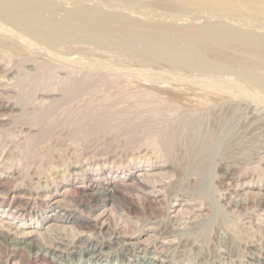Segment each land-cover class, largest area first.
<instances>
[{"label": "rangeland", "instance_id": "rangeland-1", "mask_svg": "<svg viewBox=\"0 0 264 264\" xmlns=\"http://www.w3.org/2000/svg\"><path fill=\"white\" fill-rule=\"evenodd\" d=\"M249 3L254 9L229 13L217 4L179 0H0V213L12 223L0 229V264H164L163 259L165 264H264V5ZM83 77L90 79L88 88L59 106L50 133L28 150L29 138L42 125L27 117L63 94L62 87L41 91L37 83L61 86ZM24 92L32 98L16 101ZM90 110L117 117L92 132H75ZM24 112L27 117H21ZM130 118L136 132L124 130ZM186 120L215 132L205 174L192 165L186 138H177L170 154L150 143L156 130L175 127L179 134ZM157 166L166 175L155 184L138 174L112 184L133 211L119 228L109 211L103 230L93 234L79 222L54 216L56 194L66 196L61 204L68 211L90 214L97 204L83 193V184ZM201 190L219 215L207 228V253L189 236L203 220L197 208H170ZM154 192L160 195L151 196ZM205 207L209 214L210 206ZM135 219L139 227L154 221L150 242L156 249L123 245L124 223ZM25 221L43 225L38 228L45 235L21 238ZM51 223L67 227L62 238L46 229ZM129 228L135 233L128 235L138 233ZM88 235L94 243L113 236L115 243L91 259L94 252L81 248Z\"/></svg>", "mask_w": 264, "mask_h": 264}, {"label": "bare ground", "instance_id": "bare-ground-1", "mask_svg": "<svg viewBox=\"0 0 264 264\" xmlns=\"http://www.w3.org/2000/svg\"><path fill=\"white\" fill-rule=\"evenodd\" d=\"M180 2H183V3H189V4H195L194 6L196 5H200L201 7L205 6V7H208V6H212L214 4H217V5H220L222 7H218V8H223L224 9V12H227L229 9L231 11V9H236V8H246L247 10H250V9H254V8H251L253 7L251 5L250 7V1L252 0H179ZM257 2V1H256ZM259 3H261V5H264V0L261 1V0H258ZM179 4V2H178ZM252 4V3H251ZM181 5V4H180ZM257 5V4H256ZM193 6V7H194ZM37 7V6H36ZM213 7V6H212ZM263 7V6H262ZM260 8V7H258ZM264 8V7H263ZM225 9H227L225 11ZM261 9V8H260ZM35 10V9H33ZM197 10V8L195 9ZM211 10V9H209ZM216 10V9H215ZM203 11V9H202ZM217 11V10H216ZM241 11V10H240ZM264 11V10H263ZM36 12V11H34ZM223 12V11H222ZM229 12V11H228ZM234 12V11H233ZM210 13V12H209ZM230 13V12H229ZM201 14V13H199ZM203 14V13H202ZM218 14V13H217ZM212 15V14H211ZM223 15V14H222ZM226 15V14H225ZM216 17V16H215ZM224 17V16H223ZM226 17V16H225ZM167 30V28H166ZM216 30V28H215ZM199 32V31H198ZM206 34V33H205ZM212 35V34H211ZM208 37V36H207ZM255 38V37H254ZM254 40V39H253ZM262 40V39H261ZM260 40V41H261ZM262 43V42H261ZM229 59V58H227ZM230 60V59H229ZM228 61V60H227ZM51 72V71H50ZM49 72V73H50ZM89 78L87 77H83V78H80V79H70V80H64V82L62 83L61 86L58 85V82L57 83H51L49 85V83L47 84H41V82L37 83V89H39L40 87V90L42 89V87H49L53 90L51 92H55V89H57V87L61 88L62 87V90H63V94L60 98H57L55 96L53 97H50V102H49L47 105H44L43 107H40L37 112H35L31 117H27L28 115L25 113V115H21V117H27V120L32 124V125H42V128H40L41 130L39 131L38 134H35V135H32L30 138H29V141L27 143V148L28 150L32 149L35 144L37 143H40V141H42L41 139L45 138L47 135H48V132L50 133V129H52V125H51V122H52V116L54 117V114L56 113V110L59 108V106L62 104V103H67V101L69 100H72L73 98H75L79 93H81L82 91H85V89L88 88V85L89 84ZM60 82V81H59ZM49 88V90H51ZM55 88V89H54ZM44 90V89H43ZM42 91V90H41ZM49 92V91H48ZM50 92V93H51ZM56 93V92H55ZM142 95V94H141ZM151 95V94H150ZM59 97V96H58ZM148 97V96H147ZM30 98H32V96H30V94L24 92L22 93L21 96L18 97V100L16 101H20L22 103H27ZM153 98V96H152ZM150 97V99H152ZM148 99V98H147ZM153 100V99H152ZM149 101V99H148ZM153 101H157V100H153ZM43 103V102H42ZM8 105V104H7ZM14 105V104H13ZM43 105V104H42ZM2 106V105H1ZM6 106V105H5ZM14 107V106H13ZM158 108H161L160 106ZM14 109V108H13ZM112 109V108H111ZM114 110V109H113ZM119 110V109H118ZM157 110V109H155ZM162 110V109H161ZM91 111V110H90ZM93 111V110H92ZM91 111V112H92ZM16 112V111H15ZM97 111H93L92 113L90 114H86L84 117H82L80 119V122L81 124L78 125L76 128H74V131L75 132H82V133H89V132H92L96 129H99V128H103V127H106L108 126V122H111V117L110 115H112V112H108V113H96ZM115 111H113L114 113ZM118 112V111H117ZM121 112V111H120ZM155 114H157L158 117H160V112L159 110L154 111ZM21 113V112H19ZM18 113V114H19ZM32 114V113H30ZM120 114V113H119ZM154 114V115H155ZM17 116V114H15ZM14 115V116H15ZM156 116V115H155ZM156 116V119H158V117ZM117 117V113L115 115L114 113V117L115 118ZM112 118V119H113ZM129 118V117H128ZM73 119V118H72ZM116 119V118H115ZM114 119V120H115ZM135 119V118H134ZM69 121H71V119L68 118ZM75 120V119H74ZM135 120L133 119H129L128 122L126 123V125L124 126V130L128 131V132H136L138 130V126L135 125ZM76 122V123H78ZM44 124V126H43ZM75 124V123H74ZM76 125V124H75ZM137 126V128H136ZM122 127V126H121ZM161 128V127H160ZM156 129V128H155ZM178 131L177 128L173 127L172 128V131L171 130H166L164 128L163 129H160V131L157 132L156 130V133H154L152 136H151V140H150V143L153 144V145H162L164 146L166 149H167V153L170 154L171 152V148L173 147V145L175 144V142L178 141L179 138H186V142H187V145H188V150L192 156V165L199 169L201 172H203L204 174L206 173L207 171V168L209 167V165L211 163H209L210 159H211V139L213 137V135L215 134V132L213 131H205L203 130V124L202 122L200 121H197V120H194V121H185L184 124H183V128L181 130V132L179 134H177L176 132ZM28 135V134H27ZM178 138V139H177ZM26 142V141H25ZM25 144V143H24ZM152 166V165H151ZM6 168V167H5ZM98 168L100 169V166H98ZM163 167H149V169L151 170V172H146L145 170H138L136 173H133L132 170H129V172H127L125 175H123L122 173H119L120 175H116L118 178H114L112 177L111 180L109 179H105V178H102L101 176H98L96 178H92L91 181H94V182H91L89 184H83L81 187H82V190H83V193H85V195H89L93 198V200L95 201V204L96 207L95 208H92V211L90 214H79L72 210V211H68V206L63 207L62 206V202L63 200L65 199L64 197L66 196H63L64 194H56L55 195V203H54V206L52 207L53 208V211L55 212L54 213V216L57 217V219L61 220V222H71V221H74L75 222H79L81 223V227L85 228L86 230L88 229L90 233L96 231V230H103L104 226L106 225V215L108 214V211H109V214L108 215H111L112 218H114L118 224H115L114 226H117L116 228H119V223L122 221V217L125 216L124 218L128 221V219L130 218L128 216V213L129 212H133L131 211L132 210V207H128L130 206V202L127 201L126 199V196H121L120 193H117L116 192V189L112 186V184H114L116 181H120V179H123V178H127L129 176H134L135 174H138L136 177L139 178V179H143L146 180L148 183H153L155 184V182L159 181V179L165 174L164 171H162ZM4 169V168H3ZM213 169V168H212ZM76 172V171H75ZM209 174V173H208ZM166 175V174H165ZM60 177V176H59ZM10 178V177H9ZM14 178V177H13ZM52 178V177H51ZM63 178V177H62ZM90 179V178H89ZM143 180V181H144ZM135 181V180H134ZM168 181V180H167ZM170 181V180H169ZM204 181V180H203ZM38 182V181H37ZM40 182V181H39ZM166 182V181H165ZM164 181L162 183H165ZM205 182H206V179H205ZM30 183V182H29ZM204 183V182H203ZM116 184V183H115ZM77 185V184H76ZM132 185V184H131ZM204 185V184H203ZM116 186V185H115ZM4 187V186H3ZM114 188V189H113ZM72 189V188H71ZM74 189V188H73ZM136 189V188H135ZM153 189V188H152ZM9 190V189H8ZM6 191V190H5ZM28 191V190H27ZM260 191V190H259ZM258 191V192H259ZM67 192V191H66ZM128 192V191H127ZM6 193V192H4ZM75 193V192H74ZM135 194V192H134ZM18 195V194H17ZM137 195V194H136ZM141 195V194H140ZM160 194H155L154 193H151V196H158ZM175 195V194H174ZM139 196V195H138ZM177 196V195H176ZM192 197L190 198H186V199H190L191 201H185L183 204H177V203H174L170 206L171 210L173 208V211L174 212H180V211H183V210H187L188 207L192 208V209H196L199 213H201L199 216H202L203 217V220L202 222L197 226L195 227L191 232H189V236L191 238H194V241H196L197 239L199 241L197 242H200L202 243V246L200 247L201 250L200 251H204L203 253H207L206 251H210V247H209V244H210V238L208 236V233H207V228L209 226V228H211V226L213 227L214 223L216 222V220L219 218L218 216V212L215 208V204H212L214 203L213 199H210L209 201V196L207 194H205V192L203 190H201V192L199 193H194L193 195H191ZM170 197V196H168ZM90 198V197H89ZM163 198V197H162ZM70 199V198H69ZM87 199V198H86ZM153 199V198H152ZM157 199V198H156ZM160 199V198H158ZM185 199V200H186ZM90 200V199H89ZM193 200V202H192ZM140 201V200H139ZM151 201V200H149ZM153 201V200H152ZM160 201H162L160 199ZM164 201V200H163ZM197 201V202H195ZM199 201V205L197 204ZM212 201V202H211ZM65 202V201H64ZM157 202V200L155 201ZM218 202V201H217ZM19 203V202H18ZM196 203V204H195ZM57 204V205H55ZM208 204V206H210L209 208L211 209L210 213H206V210H207V206L205 207V205ZM64 205V204H63ZM141 205V204H140ZM33 206V205H32ZM91 206V205H90ZM121 206L122 209H121ZM155 206V205H154ZM162 206V205H161ZM177 206H180V209H177L176 207ZM182 206V207H181ZM186 208H184V207ZM216 206H217V203H216ZM17 207V206H16ZM127 207V208H125ZM149 207V205H148ZM257 207V206H256ZM141 208V207H140ZM240 209V208H239ZM83 210V209H82ZM88 210V209H87ZM155 210V209H154ZM160 210V209H159ZM189 210V209H188ZM136 211V210H135ZM69 212V213H68ZM89 212V211H88ZM185 212V211H184ZM183 212V214H184ZM197 212V213H198ZM119 213V214H118ZM0 229L2 228H5V226H9V224L7 223H10L11 221H9L7 218H6V213L5 211H1L0 213ZM135 214H137V211L135 212ZM153 214V212H152ZM130 215V214H129ZM134 215V214H133ZM139 215V214H137ZM142 215V214H141ZM150 216V215H149ZM153 216V215H152ZM156 216V215H155ZM162 216V215H160ZM164 216V215H163ZM162 216V217H163ZM186 216V215H185ZM197 216V215H196ZM238 216V215H237ZM129 217V218H128ZM154 217V216H153ZM165 217V216H164ZM218 217V218H217ZM108 218H111V217H108ZM133 218V217H132ZM158 218V217H157ZM198 218V217H197ZM200 218V217H199ZM253 218V217H252ZM134 219V218H133ZM140 219V218H139ZM54 220V219H53ZM109 220V219H108ZM132 220V219H131ZM130 220V221H131ZM138 220V219H137ZM148 220V219H147ZM158 220V219H157ZM21 222V221H20ZM139 222V221H138ZM143 222V221H142ZM154 222V221H153ZM152 221H145L144 222V225L142 224V227H139L137 222H136V219H135V222H125L124 225H125V229H124V234L126 235L125 238L127 239L125 243H123V245H127V246H139V247H144L145 250L147 251H151V248L152 247H149L151 246L150 244H152L150 241L152 239H155L154 237V233L153 232V229H155V224L152 225L153 223ZM219 222V221H218ZM54 223V222H52ZM47 224L48 226H46V229H49L50 231H52V233L54 235H56L57 237L60 236L61 238L64 236V233L61 232L64 231V229H66L67 227L65 226V228L62 227V224L60 225V227H62V229H60V227H58V223L56 224ZM12 224V223H10ZM31 222H23L22 224L20 223L22 229H21V235L20 237L23 238V239H29L30 237H33V235H37L36 238H39L42 234L45 235L42 231H39V228H42L44 227L43 225L39 224L38 222L34 223ZM78 224V223H77ZM110 224V223H108ZM112 224V223H111ZM172 224V223H170ZM56 225V226H54ZM64 225V224H63ZM130 225H133L134 226V229H136L138 231V233L136 235H133V229L132 230H129V226ZM141 226V225H140ZM172 226V225H171ZM171 226L169 227V229L171 228ZM196 226V225H195ZM70 227V226H69ZM73 227V226H72ZM158 227V226H157ZM115 228V227H114ZM113 228V230H114ZM6 229V228H5ZM18 229V228H17ZM72 229V228H71ZM80 229V228H79ZM8 230V229H7ZM81 230V229H80ZM85 232H88V230ZM108 230V229H107ZM76 231V230H75ZM112 231V229H111ZM118 231V230H117ZM130 231H132L133 233L131 235H128V233H130ZM110 232V231H109ZM115 231H113V233L111 232V235L114 234ZM80 233V232H78ZM77 234H68V235H71V236H74L76 237ZM88 233V234H90ZM121 233L120 230L118 231V234ZM167 233V232H166ZM1 234V233H0ZM81 234V233H80ZM79 234V235H80ZM85 234L84 231L81 235ZM93 234V233H92ZM184 234V233H183ZM210 234V233H209ZM3 235V234H1ZM18 235V237H19ZM67 235V236H68ZM133 235V236H132ZM181 235V233H180ZM16 236V235H15ZM160 236V235H159ZM167 236V235H166ZM14 237V236H13ZM48 237V235H47ZM69 237V236H68ZM121 237V236H119ZM211 237V236H210ZM43 238V237H42ZM46 238V236H45ZM70 238V237H69ZM86 238V237H85ZM84 238V239H85ZM156 238H158V235L156 236ZM188 238V237H187ZM7 239V238H6ZM33 239V238H32ZM53 239V238H52ZM95 238H93V236H90L88 235L87 238L85 239V242L81 245V248L82 250H92L94 253L92 254L93 256H91V259L93 258H98L99 255H102L104 254L103 250L104 249H112L111 245H113L115 243V241L113 240V236H112V239L111 237L108 238V239H105V240H102V241H97L96 243H94V240ZM99 239V238H98ZM120 239V238H119ZM182 239H183V236H182ZM196 239V240H195ZM212 239V238H211ZM40 240V239H39ZM97 240V239H96ZM173 240V239H172ZM179 240V239H178ZM191 240V239H190ZM53 241V240H52ZM169 242L171 241L170 239L168 240ZM167 241V242H168ZM192 241V240H191ZM219 241V240H218ZM7 242V240H6ZM32 242V241H31ZM117 242V241H116ZM166 242V243H167ZM174 242V241H173ZM17 243V242H16ZM36 243V242H35ZM39 243H42L39 241ZM51 243V242H50ZM60 243V242H59ZM86 246H84L85 244H87ZM94 243V244H93ZM154 243V242H153ZM160 243V240L159 242ZM165 243V244H166ZM178 243V242H176ZM216 243V242H215ZM231 243V242H230ZM27 244V243H26ZM92 244L91 247L88 248V246H90ZM169 244V243H168ZM172 244V242H171ZM170 244V245H171ZM213 244V243H212ZM236 244V243H235ZM42 245V244H40ZM69 245V244H68ZM80 245V244H79ZM153 245V248L156 249V243L155 244H152ZM191 245V244H190ZM216 245V244H215ZM226 245V243H225ZM11 246V245H10ZM43 246V245H42ZM40 246V247H42ZM63 246V245H62ZM74 246V245H73ZM76 246V245H75ZM168 246V245H167ZM175 246V245H173ZM230 246L233 247V243L230 244ZM16 247V246H15ZM27 247V246H26ZM25 247V248H26ZM46 247V246H44ZM58 247V246H57ZM181 247V246H180ZM190 247V246H189ZM188 247V248H189ZM223 247V245H222ZM43 248V247H42ZM47 248V247H46ZM56 248V247H55ZM75 248V247H74ZM129 248V247H128ZM11 249V248H10ZM18 249V248H17ZM24 249V248H23ZM37 249V248H36ZM65 249V248H64ZM63 249V250H64ZM114 249V248H113ZM165 249V248H164ZM27 250V249H25ZM79 250V249H78ZM116 250V249H115ZM114 250V251H115ZM120 250V249H119ZM130 250V249H129ZM159 250V249H158ZM161 250L160 249V252L161 253ZM166 250V249H165ZM170 250V249H169ZM23 251V250H22ZM28 251V250H27ZM42 251V250H41ZM62 251V249H61ZM91 251V252H92ZM103 251V252H102ZM146 251V252H147ZM154 252H157V250H152ZM176 251V250H175ZM208 251V252H209ZM64 252V251H63ZM106 252H108L106 250ZM118 252V251H117ZM130 252V251H129ZM135 252V251H134ZM177 252V251H176ZM199 252V251H197ZM99 253V254H97ZM112 253V252H111ZM145 253V251L143 252ZM172 255H174L175 253L171 252ZM201 253V252H199ZM211 253V252H210ZM46 254V253H45ZM110 254V253H109ZM157 254V253H156ZM170 254V252H169ZM178 254V253H177ZM43 255V254H42ZM107 255V254H106ZM116 255V253H115ZM120 254H118L119 256ZM126 255V254H125ZM152 255V254H151ZM158 255V254H157ZM156 255V256H157ZM162 255V254H161ZM165 255V254H164ZM196 255V254H195ZM194 255V256H195ZM199 255V254H198ZM201 255V254H200ZM103 256V255H102ZM113 256V255H112ZM193 256V255H192ZM202 256V255H201ZM199 256V258L201 257ZM62 257V256H61ZM107 257V256H105ZM122 257V256H121ZM138 257V255H137ZM164 256H162L163 258ZM167 256H165V259H166ZM187 257L189 259H191V255H187ZM197 257V255L195 256ZM205 258V256H203ZM168 258V257H167ZM174 258V257H172ZM176 258V257H175ZM181 258V257H180ZM194 259V257H192ZM203 258V259H204ZM201 259V258H200ZM120 260V259H119ZM175 260V259H174ZM177 260V259H176ZM185 260V259H184ZM186 260L189 262L190 260H188L186 258ZM185 260V262H186ZM192 260V259H191ZM15 261V260H14ZM17 261V260H16ZM163 261L166 262V260L163 259ZM165 264V262H163ZM172 261V260H171ZM178 261V260H177ZM192 261H195V260H192ZM182 262V261H181ZM191 262V261H190ZM8 264V262H6ZM5 263V264H6ZM18 263V262H17ZM155 263V262H154ZM171 263V262H170ZM205 263V262H204ZM4 264V263H3ZM176 264V263H175Z\"/></svg>", "mask_w": 264, "mask_h": 264}]
</instances>
